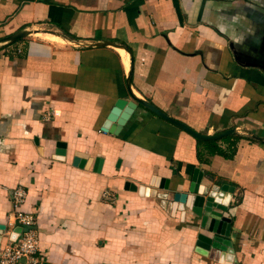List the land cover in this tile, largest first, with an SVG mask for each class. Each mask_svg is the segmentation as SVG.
Instances as JSON below:
<instances>
[{
  "label": "crops",
  "instance_id": "crops-1",
  "mask_svg": "<svg viewBox=\"0 0 264 264\" xmlns=\"http://www.w3.org/2000/svg\"><path fill=\"white\" fill-rule=\"evenodd\" d=\"M19 31L0 41V247L21 187L39 264H264V0H0V40ZM117 99L134 109L102 133ZM195 168L231 188L230 261L171 212Z\"/></svg>",
  "mask_w": 264,
  "mask_h": 264
},
{
  "label": "water",
  "instance_id": "water-1",
  "mask_svg": "<svg viewBox=\"0 0 264 264\" xmlns=\"http://www.w3.org/2000/svg\"><path fill=\"white\" fill-rule=\"evenodd\" d=\"M26 35V32L19 31L12 35L2 38L1 42H14L15 40ZM134 109L132 102H127L123 99H117L112 108L109 110L105 120L100 126L99 131L102 133L116 134L120 127L124 124L129 114ZM166 119V118H165ZM168 122L181 127L183 130L188 132L194 138L200 140H210L214 137H202L192 133L186 127L180 125L170 119H166ZM230 133V132H227ZM64 152L56 153V155H63ZM86 156L75 155L72 163L78 167H82L86 162ZM101 159L95 158L93 160V168L96 172L99 170ZM202 178V172L197 168L193 169L190 182L188 184L187 193H174L171 199V212H175L177 205L179 204L184 209H186L190 214L195 216L200 220L201 227L211 236H204L203 234H197L194 243L193 251L203 257L209 256L211 253H215L216 261L223 263L225 261H230L232 257V249L229 245L228 240H226L227 233L224 235L220 234V226L222 222H226L222 218V214L226 211L228 201L230 198L231 188L221 185V186H204L200 184ZM168 182L164 178H160L155 189L167 190ZM136 189L139 196H143L144 193L150 197L156 195V190L154 189H144L143 186H135L130 184L127 186V190L134 191ZM145 190V191H144ZM222 193V194H220ZM224 236V237H223ZM228 264V263H226Z\"/></svg>",
  "mask_w": 264,
  "mask_h": 264
},
{
  "label": "built area",
  "instance_id": "built-area-1",
  "mask_svg": "<svg viewBox=\"0 0 264 264\" xmlns=\"http://www.w3.org/2000/svg\"><path fill=\"white\" fill-rule=\"evenodd\" d=\"M25 195L21 187L10 192L11 230L7 234V241L0 247V264H39L34 218L19 209L24 203ZM101 198L107 202L114 201V196L107 191L101 194Z\"/></svg>",
  "mask_w": 264,
  "mask_h": 264
},
{
  "label": "trees",
  "instance_id": "trees-1",
  "mask_svg": "<svg viewBox=\"0 0 264 264\" xmlns=\"http://www.w3.org/2000/svg\"><path fill=\"white\" fill-rule=\"evenodd\" d=\"M205 142H207L208 144H210L212 146V150L214 152H218V150L215 147V141H205Z\"/></svg>",
  "mask_w": 264,
  "mask_h": 264
}]
</instances>
